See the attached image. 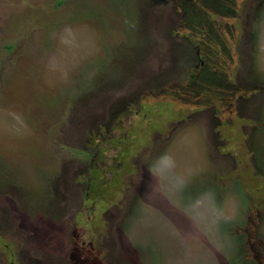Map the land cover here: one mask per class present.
Here are the masks:
<instances>
[{"label":"rangeland","instance_id":"obj_1","mask_svg":"<svg viewBox=\"0 0 264 264\" xmlns=\"http://www.w3.org/2000/svg\"><path fill=\"white\" fill-rule=\"evenodd\" d=\"M0 264H264V0H0Z\"/></svg>","mask_w":264,"mask_h":264}]
</instances>
